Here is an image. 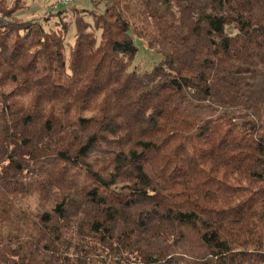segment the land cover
I'll use <instances>...</instances> for the list:
<instances>
[{
    "label": "trees",
    "instance_id": "trees-1",
    "mask_svg": "<svg viewBox=\"0 0 264 264\" xmlns=\"http://www.w3.org/2000/svg\"><path fill=\"white\" fill-rule=\"evenodd\" d=\"M22 1L0 0V264H264V0H92L69 59Z\"/></svg>",
    "mask_w": 264,
    "mask_h": 264
},
{
    "label": "rangeland",
    "instance_id": "rangeland-1",
    "mask_svg": "<svg viewBox=\"0 0 264 264\" xmlns=\"http://www.w3.org/2000/svg\"><path fill=\"white\" fill-rule=\"evenodd\" d=\"M16 0H7L12 6ZM96 1V0H95ZM20 10L18 18L22 21L36 20L44 25L47 31L65 34L64 52L69 59L72 49L76 42V21L83 18L89 23H93V14L104 12L105 5L92 3V0H75L72 3L63 4L61 0H23L19 3ZM63 8V9H61ZM61 9V14L58 10ZM68 33V34H67ZM100 41V32H96ZM133 35V34H132ZM135 44L139 52L131 67L132 71L147 72L150 71L161 59V56L155 51L149 49L143 41L134 35Z\"/></svg>",
    "mask_w": 264,
    "mask_h": 264
},
{
    "label": "built area",
    "instance_id": "built-area-1",
    "mask_svg": "<svg viewBox=\"0 0 264 264\" xmlns=\"http://www.w3.org/2000/svg\"><path fill=\"white\" fill-rule=\"evenodd\" d=\"M75 0H61V3H62V5L63 4H68V3H72V2H74Z\"/></svg>",
    "mask_w": 264,
    "mask_h": 264
}]
</instances>
